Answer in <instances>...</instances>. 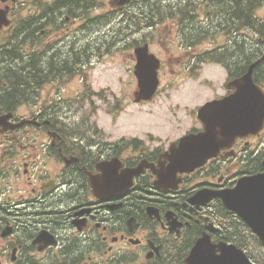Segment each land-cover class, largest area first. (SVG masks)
Returning <instances> with one entry per match:
<instances>
[{"label":"flooded vegetation","instance_id":"1","mask_svg":"<svg viewBox=\"0 0 264 264\" xmlns=\"http://www.w3.org/2000/svg\"><path fill=\"white\" fill-rule=\"evenodd\" d=\"M16 3L22 14L19 46L0 41V114L12 112L11 121L23 124L0 134V264H186L203 235L214 245L231 243L233 222L240 220L223 212L219 199L194 201V195L263 173L264 125L178 174L180 182L172 187L157 185L153 168L179 137L145 142L119 127L60 121L52 114L57 93L71 92L61 82L82 80L89 62L102 55L100 35L89 33L104 29V16L114 17L116 44L121 33L129 38L117 53L131 76L135 49L145 44L159 59L160 79H205L207 67H217L223 82L209 99L232 93L227 82L253 63V80L264 88V0H0V8L8 5L10 16ZM89 17L98 24H89ZM58 32L64 34L59 41ZM31 63L28 87L18 90L19 78L27 76L6 70ZM190 115L194 124L185 132L200 131L196 111ZM107 163L117 179L113 186H97L104 181L98 176L110 169ZM138 167L125 187L124 171ZM240 236L258 262L256 255L264 251Z\"/></svg>","mask_w":264,"mask_h":264},{"label":"water","instance_id":"2","mask_svg":"<svg viewBox=\"0 0 264 264\" xmlns=\"http://www.w3.org/2000/svg\"><path fill=\"white\" fill-rule=\"evenodd\" d=\"M2 24H8L5 11L0 13V25ZM136 55L135 75L138 89L135 92V101L149 100L158 85L157 59L147 53L146 46L136 49ZM235 85L237 91L234 94L210 101L200 107L198 117L204 123V131L185 135L177 145H173L167 156L168 165L164 167L161 165L158 170L159 181L174 180L178 171H190L201 165L224 145L226 139H233L236 133L250 130L251 127H261L263 118L259 116L260 96L256 95L259 94L256 91L259 89L253 85L250 73L245 76L244 81H236ZM243 89H248V93L242 91ZM2 120L5 118L0 117V121ZM197 196L203 197L204 193H199ZM215 196L221 198L229 210L242 217L264 245V174L251 179H241L234 188L219 192ZM221 248L229 251L226 255L223 253L222 256H218L215 264H250L233 245H224ZM204 250L208 253L200 252ZM206 256L215 259L212 252L205 249L203 241H198L191 249L187 264H197L199 257ZM237 256H242L244 259Z\"/></svg>","mask_w":264,"mask_h":264},{"label":"rangeland","instance_id":"3","mask_svg":"<svg viewBox=\"0 0 264 264\" xmlns=\"http://www.w3.org/2000/svg\"><path fill=\"white\" fill-rule=\"evenodd\" d=\"M105 30L100 29L97 33L102 34ZM88 75L92 88L102 91L101 97L91 98V102L99 109L91 114L90 118L100 125L112 127L116 122V125L121 127L122 134L142 137L145 142L151 140L147 133L153 135V140L157 137L173 138L192 127L193 120L189 111L205 97L211 96L212 91L218 89L222 79L217 67L210 68L207 76L209 81L205 83L185 79L176 80L171 86H167L171 82L162 77V87L153 101L134 104L132 99L136 83L128 71V63L124 58L120 59L119 54L114 57L103 56L100 60L97 57L93 59V65L88 66ZM71 87L72 94L75 91L84 93L78 81L71 82ZM117 100L123 103L124 107L110 116L107 110L115 109L114 102ZM84 110L87 112V108Z\"/></svg>","mask_w":264,"mask_h":264},{"label":"trees","instance_id":"4","mask_svg":"<svg viewBox=\"0 0 264 264\" xmlns=\"http://www.w3.org/2000/svg\"><path fill=\"white\" fill-rule=\"evenodd\" d=\"M109 20H110V18L109 17H105V24H107L108 22H109ZM115 34L113 33V32H108V31H106L105 32V42H106V44H111V43H113V41L115 40V37H113ZM32 65H27L26 67H24V69H21V70H19V69H14V70H12L11 69V67H14V66H9L10 67V69L8 68L7 70H6V74L7 73H9V74H13V73H16V74H24V75H26L27 77H24V78H19V79H21L22 81H23V83H20L19 85H18V90L20 89V90H25L26 89V87H28V85L26 84L27 82H29V79H28V77H31L32 76V74L34 73V65H33V63H31ZM8 70H9V72H8ZM22 76V75H21ZM11 79V78H10Z\"/></svg>","mask_w":264,"mask_h":264}]
</instances>
